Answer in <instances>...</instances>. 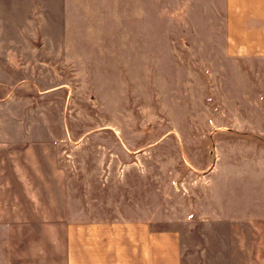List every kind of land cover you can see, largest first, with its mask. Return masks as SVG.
<instances>
[{"label":"rangeland","instance_id":"374dc122","mask_svg":"<svg viewBox=\"0 0 264 264\" xmlns=\"http://www.w3.org/2000/svg\"><path fill=\"white\" fill-rule=\"evenodd\" d=\"M226 3L0 0L14 264L99 220L145 222L147 264H264V56Z\"/></svg>","mask_w":264,"mask_h":264},{"label":"crops","instance_id":"0c3cea01","mask_svg":"<svg viewBox=\"0 0 264 264\" xmlns=\"http://www.w3.org/2000/svg\"><path fill=\"white\" fill-rule=\"evenodd\" d=\"M226 11L229 17L238 20L241 41L248 42L252 53L264 56V0H227ZM1 217L0 213V264H14L12 261L19 258L14 257L12 248L15 228ZM43 230L47 236L52 231ZM63 233V264H147L145 222L65 223ZM8 235L10 243L5 244L3 238ZM158 248L161 253L162 245ZM48 264L58 263L52 260Z\"/></svg>","mask_w":264,"mask_h":264}]
</instances>
